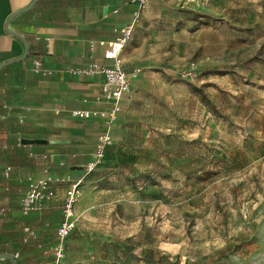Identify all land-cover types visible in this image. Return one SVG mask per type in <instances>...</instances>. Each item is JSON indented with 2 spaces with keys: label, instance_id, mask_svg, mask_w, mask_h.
Masks as SVG:
<instances>
[{
  "label": "rangeland",
  "instance_id": "1",
  "mask_svg": "<svg viewBox=\"0 0 264 264\" xmlns=\"http://www.w3.org/2000/svg\"><path fill=\"white\" fill-rule=\"evenodd\" d=\"M121 58L142 73L95 168L81 165L97 142L85 131L20 127L4 140L19 184L0 203L27 248L15 260L56 264L62 246L58 264H264V0H159ZM33 189L36 209L23 216Z\"/></svg>",
  "mask_w": 264,
  "mask_h": 264
},
{
  "label": "crops",
  "instance_id": "2",
  "mask_svg": "<svg viewBox=\"0 0 264 264\" xmlns=\"http://www.w3.org/2000/svg\"><path fill=\"white\" fill-rule=\"evenodd\" d=\"M157 1L154 0L150 7ZM33 2L0 0V136L14 138L16 135L12 133L21 127L23 135L31 137L37 132L44 134L49 126H53L65 135L85 131L84 134L96 139L104 130V119L75 117L74 111L107 109L108 105L98 100L103 77H79L66 70L71 66L85 65L93 59L111 64L112 60L99 58L98 45L93 52L91 43L112 41L116 37L115 29L131 21L136 5L131 0H37L28 8ZM25 41L39 53L37 57L47 68L55 70L52 77L38 75L33 70L32 59H23ZM124 67L127 71L141 68L129 69L125 61ZM139 79L132 81L124 96L123 108L112 127L113 133ZM92 157L93 153L86 164ZM3 167H0V180ZM13 182L11 190L17 189L19 184L15 181L14 167ZM1 191L4 193L2 182ZM14 218L18 223L19 219L12 214L11 208L8 216L0 219V233L4 232V225ZM4 238L2 235V241Z\"/></svg>",
  "mask_w": 264,
  "mask_h": 264
},
{
  "label": "built area",
  "instance_id": "3",
  "mask_svg": "<svg viewBox=\"0 0 264 264\" xmlns=\"http://www.w3.org/2000/svg\"><path fill=\"white\" fill-rule=\"evenodd\" d=\"M154 0H131L136 5L131 21L119 28L115 29L116 37L112 41H92L91 49L95 52V47L98 45V55L102 60H112L111 64H105L95 59L89 63L81 66L68 67L66 72L79 77L94 78L97 76L103 77V83L100 90V98L105 102L108 107L105 110H77L74 111L75 115L80 118L87 119L90 117H101L106 120V126L104 130L97 136L96 148L92 159L85 165L88 170L95 168L102 159L105 157L108 147L113 143L112 127L114 122L117 120L119 113L121 112L124 105V96L130 90L132 81L138 79L142 73L141 68L127 71L124 67V61L122 60V53L132 37L135 25L140 20L141 12L148 9ZM187 3L191 4L195 8H205L209 6L211 0H186ZM32 67L34 72L42 77L50 78L55 74L54 69L47 68L43 60L39 57H35L32 60ZM186 75L195 79L198 78L200 72L193 65L189 67ZM7 148V145H4ZM44 182V181H41ZM13 166L5 165L2 172V184L4 192H9L13 185ZM46 182L43 184V188L46 187ZM78 188L77 185H73L68 191L67 204L65 210L66 221L59 227L57 232L58 240L63 243L64 240L69 236L72 231L74 224L69 218L74 216L73 206L77 200ZM52 195V192H50ZM38 193L35 189L30 190L21 199V210L23 216L29 215L33 210L36 209L38 202ZM11 208L7 205L0 203V219L8 216ZM29 230V227L26 228ZM33 233V232H32ZM59 257L57 263L62 255L63 247L61 246L58 250ZM19 253L14 254V258ZM1 262V261H0Z\"/></svg>",
  "mask_w": 264,
  "mask_h": 264
},
{
  "label": "trees",
  "instance_id": "4",
  "mask_svg": "<svg viewBox=\"0 0 264 264\" xmlns=\"http://www.w3.org/2000/svg\"><path fill=\"white\" fill-rule=\"evenodd\" d=\"M28 56H26L23 59H32L37 57L39 55L38 52L32 50L30 42H28ZM6 138L4 136H0V167H3L5 165H10V154L8 151L4 150V145L3 142ZM20 158V157H19ZM18 155L15 158V161L18 162ZM2 182V179L0 180V184ZM3 192L1 191L0 195ZM5 193V192H4ZM17 219L14 218L12 222H9L4 225V232L5 233V238L3 241L0 242V255L3 254H12L14 255V250L17 248L18 250H27V248L24 246V241L26 240L25 238L22 237L21 231H19L17 227ZM36 258H40L39 253H35L34 255ZM1 262L7 263V264H19L16 260L11 261L9 259L2 258L0 259Z\"/></svg>",
  "mask_w": 264,
  "mask_h": 264
},
{
  "label": "water",
  "instance_id": "5",
  "mask_svg": "<svg viewBox=\"0 0 264 264\" xmlns=\"http://www.w3.org/2000/svg\"><path fill=\"white\" fill-rule=\"evenodd\" d=\"M36 1L37 0H34V2L28 8H31L35 4ZM25 46H26V54H25V57H26V56H28V48H29L28 43L26 41H25ZM62 142L65 143L67 141L63 140ZM2 258L9 259L11 261H15L14 255H12V254L0 255V259H2Z\"/></svg>",
  "mask_w": 264,
  "mask_h": 264
},
{
  "label": "bare ground",
  "instance_id": "6",
  "mask_svg": "<svg viewBox=\"0 0 264 264\" xmlns=\"http://www.w3.org/2000/svg\"><path fill=\"white\" fill-rule=\"evenodd\" d=\"M73 217H74V216H71V217L69 218V220H71Z\"/></svg>",
  "mask_w": 264,
  "mask_h": 264
}]
</instances>
